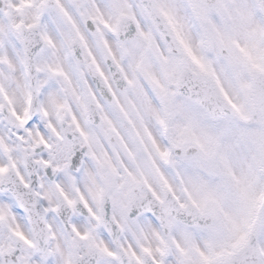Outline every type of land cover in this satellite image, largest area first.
<instances>
[{
    "label": "clouds",
    "instance_id": "1",
    "mask_svg": "<svg viewBox=\"0 0 264 264\" xmlns=\"http://www.w3.org/2000/svg\"><path fill=\"white\" fill-rule=\"evenodd\" d=\"M18 3L0 264H264V3Z\"/></svg>",
    "mask_w": 264,
    "mask_h": 264
},
{
    "label": "snow or ice",
    "instance_id": "2",
    "mask_svg": "<svg viewBox=\"0 0 264 264\" xmlns=\"http://www.w3.org/2000/svg\"><path fill=\"white\" fill-rule=\"evenodd\" d=\"M261 3H264V0H260ZM31 0H19L18 4H15L14 6H16L17 8L23 7L26 4H30ZM77 6H80L79 0H77ZM57 8L61 11L64 12V8L62 6V0H57ZM38 19V16L36 17ZM3 36V33H0V37ZM46 38V37H45ZM105 251H107V249H105ZM109 255H112L111 252L108 253Z\"/></svg>",
    "mask_w": 264,
    "mask_h": 264
}]
</instances>
